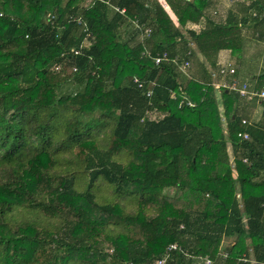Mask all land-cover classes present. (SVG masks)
Returning <instances> with one entry per match:
<instances>
[{"label": "trees", "instance_id": "obj_1", "mask_svg": "<svg viewBox=\"0 0 264 264\" xmlns=\"http://www.w3.org/2000/svg\"><path fill=\"white\" fill-rule=\"evenodd\" d=\"M211 2L0 0V264H264V129L210 81L264 42V0ZM190 43L208 80L173 62Z\"/></svg>", "mask_w": 264, "mask_h": 264}, {"label": "crops", "instance_id": "obj_2", "mask_svg": "<svg viewBox=\"0 0 264 264\" xmlns=\"http://www.w3.org/2000/svg\"><path fill=\"white\" fill-rule=\"evenodd\" d=\"M161 0H159L160 2ZM235 0H214V4L218 3V5L225 8L226 15H223L221 18H216V21H225L227 16L230 14V11L239 12L238 9H240V0L239 2L235 3ZM245 1V0H244ZM164 7L167 9V6L164 5ZM217 7V5H216ZM219 9V8H218ZM218 9L214 11V13L218 14ZM168 10V9H167ZM169 11V10H168ZM211 14V13H210ZM212 14V15H216ZM171 19H175V16L169 11L168 14ZM216 17V16H215ZM219 19V20H218ZM246 29H250L249 27H246ZM243 30V37H245V49L243 56L241 58L234 57L232 55H229L228 53H222L221 57L223 61L229 62V66H235L237 70V76L239 82L244 83H253L255 79L259 76H261L264 72V42L260 41V39L257 37L256 39L254 37L247 38L246 35H244ZM255 34V33H254ZM137 36V37H136ZM258 36V35H257ZM130 37H132V34H130ZM134 37L139 38L137 33L134 32ZM129 39V38H128ZM129 41H131L129 39ZM136 42H138L136 40ZM151 48V46H148ZM201 61H203L202 58H200ZM193 62V61H192ZM204 70L197 69L195 67L191 74L194 75L196 78L200 80H208V77L203 72ZM211 73V82L213 83L216 91H217V100L220 102L222 100V90L224 89H217L216 86L223 81V79L220 76H217V72H214L212 69H210ZM190 74V75H191ZM239 115L242 117L243 120H246L250 123V126H259L264 129V105L257 102V101H246L244 99H240L239 102ZM224 122V126H227ZM228 153L232 156V146L229 143L228 145ZM238 192H240L238 190ZM238 197L240 198V195L238 194Z\"/></svg>", "mask_w": 264, "mask_h": 264}, {"label": "built area", "instance_id": "obj_3", "mask_svg": "<svg viewBox=\"0 0 264 264\" xmlns=\"http://www.w3.org/2000/svg\"><path fill=\"white\" fill-rule=\"evenodd\" d=\"M187 1H191V0H187ZM116 11L120 12L121 14L125 13V9H120L118 7H116ZM78 23L80 24V21ZM133 25H134V29L138 30L141 33L140 34L141 40H145L152 33V29L148 26H145L142 23L134 22ZM88 40L89 39L86 38L84 41V44H82V46L79 49H75V50L73 49V52L76 55H80L83 48H86ZM194 50H195L194 43H190V51L187 53V57H189V59H184L181 62H179L177 59L173 60L174 64L177 65L178 70L182 74L188 75V71L192 66V61L190 57L192 56ZM143 55L150 57L156 66L162 65L163 63H171L169 54L166 52L162 54L157 53L156 55H153L151 51L147 49L145 50ZM71 70H73V72L77 71L76 68H72ZM218 75L221 76L223 79V81L216 86L218 90L219 89L228 90L230 92L235 93L240 99H244L246 101H257L264 105V78L261 79L262 75L257 77L253 83H248V82L241 83L236 78L237 76L236 68L231 65L221 67L218 71L217 76ZM133 81L141 89H144L145 85L147 86V88L150 85V88L146 90L145 93L147 97H152V94H153L152 88L156 86L155 82L146 84V82L139 80L137 77L134 78ZM171 96L172 98H177L178 94L176 92H172ZM185 105L191 108L195 107V104L192 101H190L187 96H182L180 98V108ZM242 123L244 125H250V123L246 120H243ZM239 137H241L243 140H247V141L250 140V136L248 133L239 134ZM177 248L178 247L176 245L170 246V249L175 250ZM222 257L226 258L227 255H223ZM203 261H204V264L214 263L213 260L210 259L209 257H205ZM160 264H163V262H160Z\"/></svg>", "mask_w": 264, "mask_h": 264}, {"label": "rangeland", "instance_id": "obj_4", "mask_svg": "<svg viewBox=\"0 0 264 264\" xmlns=\"http://www.w3.org/2000/svg\"><path fill=\"white\" fill-rule=\"evenodd\" d=\"M210 1V0H209ZM89 2V1H88ZM84 3V6L86 7V5H89V3ZM163 2V1H162ZM230 2H231V0H230ZM235 3H237V2H235ZM235 3H234V5H235ZM216 5H217V7H216ZM219 8V9H218ZM218 9V11H219V13L218 14H216V13H214V11H216ZM239 10V9H238ZM209 11H210V13H211V15L212 14H216V15H212V16H216V18H221L223 15H226V9L225 8H223L222 6H220V5H218V3H216V4H214V0H212V2H211V7H210V9H209ZM245 32H244V35H246V37L247 38H252V37H254L255 39L258 37L257 36V34L255 33L254 34V29L253 28H250V29H246V30H244ZM120 32H124V30L123 31H120ZM125 33V32H124ZM123 35V34H122ZM122 37V36H121ZM124 37V36H123ZM196 63H195V61L193 60V62H192V66H191V68L189 69V71H188V74H191V71L196 67ZM235 67V66H234ZM68 73H72L73 72V70H69L68 69V71H67ZM183 75H187V74H183ZM151 117L153 118L154 116L153 115H151ZM233 241V240H232ZM232 244V242H230L229 240H227L225 243H224V247L225 246H230ZM223 255H227L226 253H224ZM250 261H252V264H256V262H255V260H254V257H251V259H250Z\"/></svg>", "mask_w": 264, "mask_h": 264}]
</instances>
